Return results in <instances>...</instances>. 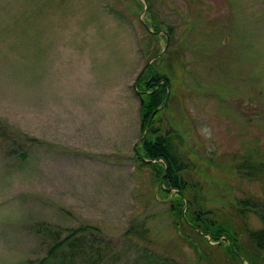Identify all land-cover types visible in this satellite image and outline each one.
I'll use <instances>...</instances> for the list:
<instances>
[{"label": "rangeland", "instance_id": "374dc122", "mask_svg": "<svg viewBox=\"0 0 264 264\" xmlns=\"http://www.w3.org/2000/svg\"><path fill=\"white\" fill-rule=\"evenodd\" d=\"M151 14L174 31L164 63L181 69L160 115L183 137V176L249 248L243 222L262 226L264 178L237 166L264 163V0H0V123L42 144L22 160L0 141V264L44 257L45 227L106 238L108 264H237L178 224L134 157V81L165 47L162 33L143 37Z\"/></svg>", "mask_w": 264, "mask_h": 264}, {"label": "trees", "instance_id": "16d2710c", "mask_svg": "<svg viewBox=\"0 0 264 264\" xmlns=\"http://www.w3.org/2000/svg\"><path fill=\"white\" fill-rule=\"evenodd\" d=\"M139 6L141 5L139 4ZM150 10L151 6L149 5L148 11ZM143 27L146 30V35L143 37L149 43L155 41L158 35L156 32L161 28L154 14H151L149 22L145 21ZM164 30L171 39L174 34L173 28L167 26ZM157 54L149 57V59ZM169 56L171 59L172 51L167 50L161 57L147 66L136 79L135 86L138 91L136 94L140 96V100H143V103L140 104L142 133L151 113L154 110L156 113L151 120L145 138L137 144V152H134V157L141 166L150 169L153 182L157 185V191L161 194L164 202L168 201L169 211L177 219L178 224L182 222L186 228L195 232L207 245L213 248H222L226 254L228 253L229 259L237 264H264V216L259 217L262 226L258 229L248 228L243 222L242 238H245L248 242L247 245H249V248H246L239 242L238 231L233 224L227 218H222L221 215L206 208L204 203L199 201L196 191L197 183L192 182L190 174L189 177L183 176V171L187 169L188 164L186 151L180 150L183 137L179 134L177 125L176 128L170 127V122H167L168 120L165 122L160 115L168 103H165L167 90L170 92L169 100L171 96L169 74L173 72L172 70L177 69L176 71H179L181 69L179 63L177 66L171 64L170 61L164 63L165 57L168 59ZM175 56L178 54L176 53ZM158 61L163 62L162 69L157 66ZM163 67L167 68V71L163 70ZM0 141L3 146L8 143L11 154L17 155L22 160H25L27 156L22 150L24 145L29 147L32 143L37 142L38 145L42 146L34 138L20 136L1 123ZM16 142L21 149L13 152L15 150L12 151L11 148ZM263 166L264 163L261 161L258 163L251 158H246L237 166V171L239 175L247 178L260 179L261 177L264 178ZM238 203L244 207L255 206L248 200H238ZM260 204L264 208V200ZM233 207L234 212L241 216L242 210H238L236 205ZM90 228L99 231L94 227ZM86 229V227L71 229L67 235L60 238V230L49 231L45 227L49 236H54V243L49 246L46 255L39 259L26 260L20 264H108L107 261L112 256L108 252L104 257V252L112 242L100 235L96 236L94 232L85 234ZM130 233L131 227L127 234Z\"/></svg>", "mask_w": 264, "mask_h": 264}, {"label": "water", "instance_id": "95a60500", "mask_svg": "<svg viewBox=\"0 0 264 264\" xmlns=\"http://www.w3.org/2000/svg\"><path fill=\"white\" fill-rule=\"evenodd\" d=\"M146 8H147V7H145V10H146ZM145 10H144V11H145ZM149 30L152 32L151 29H149ZM156 33H157V34L162 33V34L165 35V47H164V49H163V50H162L157 56L153 57L152 59L148 60V62H146V64L144 65V69H145L147 66H149V65H150L155 59H157L158 57H161V56L165 53L166 48H167V46H168V43H169V36H168L167 32H166L165 30H160V31H157ZM142 72H143V70H142ZM140 75H141V74H139V75L137 76V78H138ZM137 78H136V79H137ZM135 82H136V80L134 81V90L136 91ZM168 96H169V90H167V94H166V98H165V103H166L167 100H168ZM140 103H143V100H141ZM155 113H156V110H154V111L151 113V115H150L149 118H148V121H147V123H146L145 129H144V131H143V134H142L141 138H140V139H139V140L133 145L135 152H137V147H136V146H137V143H139L141 140H143L144 137L146 136V134H147V132H148V130H149V127H150L151 120H152V118H153V116H154ZM234 252L236 253V251H234Z\"/></svg>", "mask_w": 264, "mask_h": 264}]
</instances>
